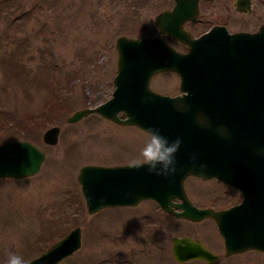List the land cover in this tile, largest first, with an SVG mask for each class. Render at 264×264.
Instances as JSON below:
<instances>
[{"label": "rangeland", "instance_id": "obj_1", "mask_svg": "<svg viewBox=\"0 0 264 264\" xmlns=\"http://www.w3.org/2000/svg\"><path fill=\"white\" fill-rule=\"evenodd\" d=\"M165 1V0H164ZM0 18V143L28 140L45 155L40 171L23 179H0V264L10 253L29 261L43 248L51 230L65 235L81 227V246L57 264H206L175 262L172 236L200 239L222 257V242L212 221L192 222L161 215L148 202L136 208H105L88 214L76 175L87 164L120 165L138 154L147 135L90 114L75 123V111L111 97L119 35L154 33L155 0H9ZM254 15L242 30L264 26V0H253ZM174 74L155 77L151 88L177 94ZM61 103L64 107L61 108ZM58 108L37 130L34 119ZM15 124V125H14ZM60 129L57 144L42 141L44 130ZM190 179L196 205L236 195L215 181ZM224 210V209H223ZM213 220V219H212ZM214 221V220H213ZM215 222V221H214ZM221 237V236H220ZM42 239V241H39ZM44 240V241H43ZM214 264H264V253L248 250Z\"/></svg>", "mask_w": 264, "mask_h": 264}, {"label": "water", "instance_id": "obj_2", "mask_svg": "<svg viewBox=\"0 0 264 264\" xmlns=\"http://www.w3.org/2000/svg\"><path fill=\"white\" fill-rule=\"evenodd\" d=\"M176 1L174 16L163 18L161 23L165 32L187 44L189 50L178 52L159 37L117 36L111 97L94 108L75 111L67 121L75 123L94 113L145 132L159 129L170 141L179 138L182 143L176 154L177 172L165 178L149 174L146 167L135 170L127 165H84L76 180L86 211L92 215L103 208L135 206L151 199L175 218L192 222L213 219L223 240L224 257L248 250L264 253V26L256 32L232 34L223 27H213L192 38L180 30L177 15L186 2ZM187 1L191 8L198 2ZM238 2L246 7L245 12L249 11L250 0ZM165 71L179 77L180 94L171 96L150 89V78ZM181 103L187 105V111L177 110L176 105ZM198 113L208 117L210 127L198 126ZM218 128L227 129L228 134H218ZM59 132L58 126L48 127L42 141L57 144ZM44 157L27 140L1 143L0 179L36 175ZM188 176L217 179L238 189L242 199L224 210L198 208L184 191ZM173 198L182 202L172 207ZM171 242L177 263L202 260L213 264L218 258L200 240L172 236ZM80 246L78 225L27 264H57Z\"/></svg>", "mask_w": 264, "mask_h": 264}, {"label": "flooded vegetation", "instance_id": "obj_3", "mask_svg": "<svg viewBox=\"0 0 264 264\" xmlns=\"http://www.w3.org/2000/svg\"><path fill=\"white\" fill-rule=\"evenodd\" d=\"M183 1H185L186 4L178 9L177 15H178V19H180V30L186 33L189 37H193V38L200 37L204 35L205 33L209 32L211 28L216 27V26L225 28L229 33H237L241 31L254 32L253 30L248 31V30H242L241 28V22L243 21V18H247V17L251 18L255 14L253 0H250L251 5H250V9L248 12H245L247 10L246 7L242 6L241 3L238 2V0H198V2L196 3L197 5L193 8L190 7V3H188L187 0H183ZM155 2L157 3L159 2V10L156 13V16L154 18V23H153L155 31L154 33H149L147 35H143L139 37H159L161 40H163L165 43L173 47L175 50L180 51V52H186L188 50V46L175 40L173 38L175 36H173L172 34L165 32V26L164 24L161 23L163 21V18L168 17V16H172V17L174 16L173 10L177 4L176 0H165V1L155 0ZM156 20H158L157 25H155ZM169 73L174 74L178 78V76L173 72H162V73L153 75L149 80L150 88H151V83L155 79V77L159 75H163V74H169ZM113 78H112V81H113ZM178 81H179V78H178ZM151 89L154 90L153 88ZM154 91H157V90H154ZM157 92L162 93V94H167L161 91H157ZM169 95H173V94H169ZM127 161H125V165H127ZM190 179H195L194 181H196L197 179L198 180H204V179H201L195 176H188L185 178L183 182L184 191H185V194L188 200L194 206L198 208H212L214 210L228 209L240 203L242 199L241 193L238 189L228 186L216 179H210L209 181L217 182L221 187H225L227 191L234 193L236 197L232 198L230 197L231 194H227L226 192H224L225 195L229 197L228 199H224L221 196H219L217 198H213L215 201V204L209 205L207 203H209V201L212 200V198L209 199L206 193L204 192L201 193L198 191L199 196H204L205 198H207V200L205 201L206 203L198 206L194 204V202L190 199L191 197L187 190V181ZM171 201H172V204H171L172 207H176L173 204H179L182 202V200L178 198H173ZM145 202L153 204L161 215H166V216L175 218L172 214H169L163 211L160 208V206L157 204V202L151 199L143 200L135 206H126L125 208H136L140 204L145 203ZM176 210L179 212L182 211V209L180 208ZM205 220L212 221V223H214L215 225V222L212 219H205ZM216 232H217V229H216ZM217 234L222 242V248L224 252L223 240L220 237L218 232ZM195 240H200V239H195ZM200 242L208 250H210L211 252H213L214 254L218 256L217 260L214 263L218 262L221 258L225 260H229L232 256H235V255H231L228 257H224L222 255L221 257L219 253H216L215 251L211 250L210 247H208L205 243H203V241L200 240ZM193 261H198V260H193Z\"/></svg>", "mask_w": 264, "mask_h": 264}, {"label": "clouds", "instance_id": "obj_4", "mask_svg": "<svg viewBox=\"0 0 264 264\" xmlns=\"http://www.w3.org/2000/svg\"><path fill=\"white\" fill-rule=\"evenodd\" d=\"M186 97V96H184ZM184 97H179L181 100ZM178 111H187L188 107L185 104H177ZM196 123L199 127H210L208 117L202 113L195 116ZM218 134L226 136L227 129L218 128ZM147 140L144 146L139 150L138 154L131 157L127 161V166L130 169L139 170L146 167L149 174L163 176L165 178L174 175L177 172L176 154L180 149L182 141L177 138L170 141L168 137L161 134L159 129L149 128L146 130ZM193 166H195V156L191 157ZM205 167L204 165L200 166ZM5 264H27V261L15 253H10Z\"/></svg>", "mask_w": 264, "mask_h": 264}, {"label": "trees", "instance_id": "obj_5", "mask_svg": "<svg viewBox=\"0 0 264 264\" xmlns=\"http://www.w3.org/2000/svg\"><path fill=\"white\" fill-rule=\"evenodd\" d=\"M8 2H9V0H0V18L4 15H9L10 11L13 12L12 8L9 6L10 3H8ZM10 14H12V13H10ZM60 106H62L61 108H63L65 105H64V103H61ZM49 111H50L49 114L44 113L43 115L39 116V118L37 120H35V119L33 120L34 121L33 123H35V126L29 127V124H32V123H29V121H25L24 126L27 128H32V129L37 130L40 125H43L46 122H48L47 120H49L53 116L55 111H59V109L58 108L56 109L55 107L52 106L49 109ZM62 235L63 234L57 235V233H54L53 231L50 230L48 232V237L45 241V244L40 251L41 252L44 251V249H46L48 246H50L53 242H55ZM39 241H42V239H40ZM4 264H5V262H4Z\"/></svg>", "mask_w": 264, "mask_h": 264}]
</instances>
